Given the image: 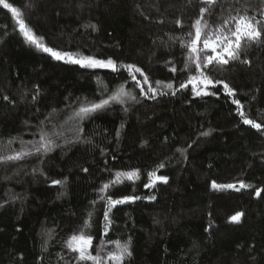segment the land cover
Returning a JSON list of instances; mask_svg holds the SVG:
<instances>
[{"label": "trees", "instance_id": "obj_1", "mask_svg": "<svg viewBox=\"0 0 264 264\" xmlns=\"http://www.w3.org/2000/svg\"><path fill=\"white\" fill-rule=\"evenodd\" d=\"M9 2L24 10L27 23L48 46L112 58L118 65L135 64L158 92L155 99L145 97L123 69L56 61L26 43L12 14L0 6V156L32 149L21 140L38 141L37 125L53 109L57 113L47 127L65 131L55 138L60 146L47 154L0 162V264H76V254L63 245L88 212L93 214L90 233L96 254L106 210L99 188L115 179L117 171L135 169L139 179L124 178L104 194L140 197L112 209L111 229L104 237L131 240L132 255L124 264H264V192L255 195L256 189H264V129L242 122L223 85L209 86L216 95L195 96L191 85L171 94L195 70L191 64L184 69L190 63L187 50L170 37L187 40L204 6L201 0ZM261 8L264 0H217L205 19L219 23L222 9L224 16L247 9L259 18ZM242 47L239 61L208 65L206 71L235 90L234 98L250 119L264 124V43ZM169 82L174 89L163 87ZM121 84L137 101L113 104L85 119L76 140L69 130L73 124L65 123L69 105L77 98L106 97ZM161 162L165 167L157 175L168 182L145 188L147 173ZM65 178L61 185L52 183ZM213 181L237 187L243 181L251 187L213 189ZM238 212L244 213L240 223L230 222Z\"/></svg>", "mask_w": 264, "mask_h": 264}, {"label": "snow or ice", "instance_id": "obj_2", "mask_svg": "<svg viewBox=\"0 0 264 264\" xmlns=\"http://www.w3.org/2000/svg\"><path fill=\"white\" fill-rule=\"evenodd\" d=\"M204 5L200 9V14L198 18L194 20V23L191 25V30L187 33V40L184 37H170V39L178 40L181 47L187 50L188 62L184 64V69H188L191 65H194L195 74H191L188 78L179 84L178 88L174 89V84L169 82L163 84L164 88L174 89L172 95H175L177 91L181 89H187L191 85V91L195 96H207V95H216L215 92H210L209 86L213 88L218 85H223V90L229 97H233L231 103L236 105V111L239 117L242 119V122L246 125H251L252 128L257 130L264 129V124L257 123L254 119H250L244 111V105L239 99H235L236 92L231 88L226 82L222 80H213L211 76L207 74L208 65L217 64V65H227L230 61H239L241 52L243 50V44H260L264 43V8L259 10V18L256 15H248V10L243 9L236 11V15H232L231 11L227 16L223 15L224 9L221 10L222 15L219 17L220 22L213 25L205 19V13L211 11L212 6L217 3V0H201ZM0 6L4 9H7L15 20V27L18 28L19 33L24 37L26 43L34 46L37 50L42 51L43 53L49 54L56 61H64L67 63L77 64L84 68L89 69H110L112 72H119L121 69L125 70L128 73L131 81L134 82L135 86L138 87L141 93L149 98L155 99L158 92V88L153 87L148 83V76L143 72V70L135 64L132 63H123L119 65L117 62L112 59H98L92 55H83L79 52L71 51H61L56 50L45 43V38L42 35H38L32 27L29 26L25 19V12L20 7L15 6L9 0H0ZM31 5H26L30 7ZM163 21H161L162 23ZM177 25L182 26L180 20H176ZM86 27L96 28L94 24L86 25ZM243 63H249V61H242ZM172 72L176 71V68L173 66L170 69ZM137 73L143 78V82L140 79H137ZM157 85H161L163 82L156 81ZM148 85V90L145 91L144 85ZM105 91H107L105 89ZM160 95H166V92L160 91ZM5 100L8 97H4ZM35 100L36 97L33 96ZM137 101L136 95L131 91L126 90L125 85H119L114 91L108 94L106 97L101 96L98 100H88L87 98H77L76 102H73L72 105H69L71 108L70 115H68L65 123L71 122L73 127L69 130L75 133V139L79 140L81 134L83 133V128L81 127L82 122L92 116L93 114L104 111L113 104H125L127 100ZM57 110L53 109L51 113L42 120L37 125L39 140L38 141H29L25 142L21 140V144H32L33 148L28 149L24 148L20 151H15L11 155L0 156V162H10L18 161L24 159L27 156L39 155L41 153L47 154L53 151L56 147L60 145L56 142L55 138L65 135L64 130H57L56 126L48 128L47 124L51 123L49 117L56 114ZM123 126V125H122ZM209 132H202V136H207ZM119 135V132H117ZM65 143L71 141L65 140ZM13 140L8 141V145H11ZM191 147V145H189ZM176 151L183 154L186 152V149L178 148ZM186 158V157H185ZM165 164L161 162L157 165V170L147 173L149 182L144 185L145 188L155 187L157 181L167 183L168 177L157 175L159 169H163ZM35 171V170H34ZM87 171V169H83ZM139 169L132 171L122 172L117 171L115 173V179H110L108 182L103 183L99 188L101 195L99 196L100 200L105 201L106 210L103 213V231L102 238L99 241L96 254H93V240L94 237L90 233L92 227V212L87 213V218L84 220L83 224L79 226L78 231H74L65 241L64 247L67 248L70 252L75 253L74 260L76 264H81V262L90 261L92 264H124L126 257L132 255L130 250L131 240L122 242L119 239H104L108 236V233L111 229L112 220L110 218V213L114 207L121 204H126L129 202H135L140 199L138 196H126L121 199H113L111 196H105L104 194L111 186L123 183L124 178L129 181L139 179ZM64 180H53L52 183L55 185H61L66 182ZM213 189H234L235 191H240V189L249 188L251 185L245 184L243 181L239 182V187L236 184H218L215 181L212 182ZM261 192H264V189H256L255 195L260 197ZM155 196L148 197V199L155 200ZM95 203V201H93ZM244 213L238 212L235 215H232L229 219L230 222L240 223L241 218ZM49 238L52 237V232L47 233ZM113 245V248L108 249V245Z\"/></svg>", "mask_w": 264, "mask_h": 264}]
</instances>
